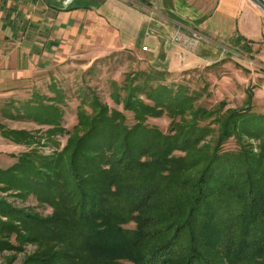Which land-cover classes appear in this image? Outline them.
<instances>
[{"label":"trees","instance_id":"trees-1","mask_svg":"<svg viewBox=\"0 0 264 264\" xmlns=\"http://www.w3.org/2000/svg\"><path fill=\"white\" fill-rule=\"evenodd\" d=\"M136 91L116 97L133 112L131 126L106 106L79 114L75 127L82 133L64 146L65 165L58 153L37 166L30 151L0 170V182L20 195L31 190L39 201L57 200L55 213L43 218L0 198V235L38 242L21 264H264V160L253 151L220 148L244 110L227 109L215 146L196 148L206 127L163 134L144 124L162 109ZM3 134L18 142L30 137ZM196 151L201 156L191 159ZM130 222L134 228L124 227ZM0 246L12 247L1 239Z\"/></svg>","mask_w":264,"mask_h":264},{"label":"rangeland","instance_id":"rangeland-1","mask_svg":"<svg viewBox=\"0 0 264 264\" xmlns=\"http://www.w3.org/2000/svg\"><path fill=\"white\" fill-rule=\"evenodd\" d=\"M181 30L185 36L192 34ZM177 31L178 27L171 38L186 52L197 47L203 39L201 33L191 30L198 32L201 38L195 47H188L174 39ZM242 46L221 43L218 47L221 58L216 62L190 67L176 75L159 69V58L152 62L149 49L141 48V53L115 51L93 62L72 60L39 70L24 80L5 82V90L0 93V170L10 168L21 154L30 151H35L32 155L37 166L50 164L58 153H63L60 164L65 165L69 152H62L64 146L70 136L82 133L81 128L76 133L75 127L79 114L83 113V117L95 115L99 106H106L108 113L121 112L124 124L131 126L135 123L133 112L116 101V97L123 99L131 87H135L142 101L162 109L158 115L147 116L144 124L167 135L192 125L206 127L196 148L210 150L215 146L227 109L244 110L243 120L236 123V131L223 140L220 148L230 152L253 151L264 160V63L254 58L246 44ZM157 95L159 102L153 100ZM166 95L176 98L169 101ZM10 130L24 132L30 137L15 141L3 134ZM173 154L184 155V151L175 150ZM200 156L196 151L191 159ZM44 192L41 194L45 196ZM0 198L12 207L30 210L43 218L51 217L56 211L51 206L56 199L44 197L39 201L34 191L20 195L16 187L2 182ZM124 227L134 228V223ZM16 237L9 231L1 233L0 239L12 247L0 246V264H21L26 256L37 251L38 242L19 243Z\"/></svg>","mask_w":264,"mask_h":264},{"label":"crops","instance_id":"crops-1","mask_svg":"<svg viewBox=\"0 0 264 264\" xmlns=\"http://www.w3.org/2000/svg\"><path fill=\"white\" fill-rule=\"evenodd\" d=\"M60 6L55 0H0V93L5 82L39 70L115 51L141 53L144 45L152 62L159 58V69L171 75L216 62L219 45L227 42L246 44L264 63V13L250 0H73ZM179 25L203 35L193 50L172 40Z\"/></svg>","mask_w":264,"mask_h":264},{"label":"built area","instance_id":"built-area-1","mask_svg":"<svg viewBox=\"0 0 264 264\" xmlns=\"http://www.w3.org/2000/svg\"><path fill=\"white\" fill-rule=\"evenodd\" d=\"M178 28H179V31H177L174 34V39L184 42V44L187 45L188 47H193V46L195 47V45L197 44V42L201 38L200 34L198 32L193 31V32H190L192 34L186 33L187 36H185L184 32H182V30H181V29H183V26L179 25ZM142 49L146 50L147 47L143 46Z\"/></svg>","mask_w":264,"mask_h":264},{"label":"water","instance_id":"water-1","mask_svg":"<svg viewBox=\"0 0 264 264\" xmlns=\"http://www.w3.org/2000/svg\"><path fill=\"white\" fill-rule=\"evenodd\" d=\"M59 3L61 8H66L73 0H55ZM264 13V0H250Z\"/></svg>","mask_w":264,"mask_h":264}]
</instances>
